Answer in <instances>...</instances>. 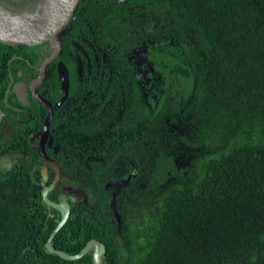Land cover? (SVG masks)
<instances>
[{
	"label": "trees",
	"instance_id": "16d2710c",
	"mask_svg": "<svg viewBox=\"0 0 264 264\" xmlns=\"http://www.w3.org/2000/svg\"><path fill=\"white\" fill-rule=\"evenodd\" d=\"M74 15L67 40L98 27L116 51L122 106L107 128L56 140L70 159L47 197L70 210L51 244L73 255L94 238L101 264H264V0H81ZM143 41L139 85L122 52ZM27 136L0 148V264H93L92 248L73 260L46 249L62 210L42 199L54 170L42 178ZM122 161L130 175L109 191Z\"/></svg>",
	"mask_w": 264,
	"mask_h": 264
},
{
	"label": "flooded vegetation",
	"instance_id": "af4514ba",
	"mask_svg": "<svg viewBox=\"0 0 264 264\" xmlns=\"http://www.w3.org/2000/svg\"><path fill=\"white\" fill-rule=\"evenodd\" d=\"M36 1L0 0V5L15 10L30 7ZM112 2L124 3L125 0ZM110 10L113 12V9ZM96 21L101 22L96 19L95 23ZM101 29L95 28L91 35L83 32L74 33L67 40L66 36L72 31L71 22V29L62 36L61 47L54 55H52L54 46L49 41L35 46L8 45L11 49L6 50L5 54L9 56L0 64V148L2 150V147L11 146L13 137H25L28 132V143L39 148L43 159L39 140L40 131L46 122L47 132L43 147L46 155L59 167L58 181L62 174L59 161L62 158L70 159L64 151L59 152L56 144V140L61 139L62 130L88 131L90 129L87 128L98 120L112 114L111 120L93 131L107 128L121 110V103L113 100L110 89L114 82L112 58L116 51L110 42L107 41L104 45L99 42L97 31ZM145 45L143 41L140 47L137 46L131 52H122L125 55L124 59L131 63L139 85L147 83L150 79ZM58 64L66 71V80L63 73L59 72ZM116 80H120L119 75ZM44 162L40 170L44 167L47 173L48 167L52 168L53 180L56 167L45 160ZM127 170V163L119 162L114 167L115 178L106 182V188L117 192L130 175L122 177ZM61 187L70 193L72 191L66 187L80 188L75 184H65Z\"/></svg>",
	"mask_w": 264,
	"mask_h": 264
},
{
	"label": "water",
	"instance_id": "95a60500",
	"mask_svg": "<svg viewBox=\"0 0 264 264\" xmlns=\"http://www.w3.org/2000/svg\"><path fill=\"white\" fill-rule=\"evenodd\" d=\"M80 1L81 0H37L33 5L23 10H12L0 5V44L35 46L49 41L54 46L52 53V55H54L61 47L62 36L71 29V22L75 17L74 11ZM58 66L59 72L63 73V77L66 80V71L61 69V64H58ZM32 91H34L33 88ZM46 126L45 122L43 129L40 131L41 138L39 140V146L43 159L56 167V175L52 182L43 188L41 194L46 204L62 210V217L49 234L45 247L50 252L66 260L77 259L92 248V263L101 264L99 252L103 247L101 243L94 238L88 239L81 250L73 255L65 254L51 244V239L66 221L70 207L67 201L54 202L47 197V193L57 184L59 167L44 151L43 142L47 132ZM41 173L42 178L45 180L46 170L44 167L41 168ZM66 189L80 194L83 201L86 202L87 197L82 189L78 187H66Z\"/></svg>",
	"mask_w": 264,
	"mask_h": 264
},
{
	"label": "rangeland",
	"instance_id": "374dc122",
	"mask_svg": "<svg viewBox=\"0 0 264 264\" xmlns=\"http://www.w3.org/2000/svg\"><path fill=\"white\" fill-rule=\"evenodd\" d=\"M111 116H112V114L110 115V117ZM110 117L105 116V117L101 118L100 120L97 121V123L93 124L91 127L87 128V129L93 130V129L98 128L100 125H103V124L107 123L109 120H111ZM90 130H88V131H90ZM123 168H124V166H123Z\"/></svg>",
	"mask_w": 264,
	"mask_h": 264
}]
</instances>
